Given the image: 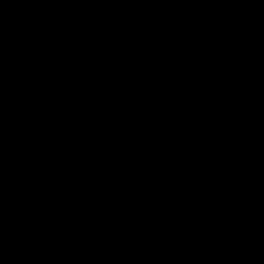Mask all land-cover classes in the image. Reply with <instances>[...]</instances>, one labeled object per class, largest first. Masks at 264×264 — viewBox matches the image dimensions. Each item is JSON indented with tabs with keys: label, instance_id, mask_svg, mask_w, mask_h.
Masks as SVG:
<instances>
[{
	"label": "water",
	"instance_id": "95a60500",
	"mask_svg": "<svg viewBox=\"0 0 264 264\" xmlns=\"http://www.w3.org/2000/svg\"><path fill=\"white\" fill-rule=\"evenodd\" d=\"M0 264H264V0H0Z\"/></svg>",
	"mask_w": 264,
	"mask_h": 264
}]
</instances>
